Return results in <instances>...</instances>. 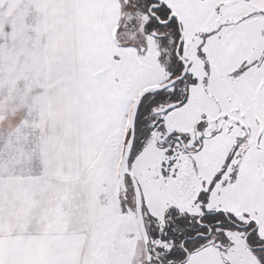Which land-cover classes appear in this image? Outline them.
Instances as JSON below:
<instances>
[{"label":"snow or ice","instance_id":"obj_1","mask_svg":"<svg viewBox=\"0 0 264 264\" xmlns=\"http://www.w3.org/2000/svg\"><path fill=\"white\" fill-rule=\"evenodd\" d=\"M0 264H264V0H0Z\"/></svg>","mask_w":264,"mask_h":264}]
</instances>
